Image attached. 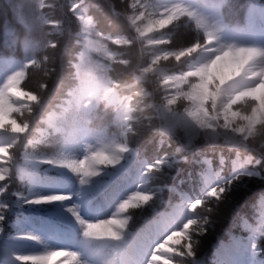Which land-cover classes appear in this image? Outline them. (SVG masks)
I'll list each match as a JSON object with an SVG mask.
<instances>
[{"label":"clouds","instance_id":"obj_1","mask_svg":"<svg viewBox=\"0 0 264 264\" xmlns=\"http://www.w3.org/2000/svg\"><path fill=\"white\" fill-rule=\"evenodd\" d=\"M0 68V192L124 186L0 264H264V0H0Z\"/></svg>","mask_w":264,"mask_h":264},{"label":"trees","instance_id":"obj_2","mask_svg":"<svg viewBox=\"0 0 264 264\" xmlns=\"http://www.w3.org/2000/svg\"><path fill=\"white\" fill-rule=\"evenodd\" d=\"M6 70L8 69L0 68V71ZM51 172L52 169L46 168L41 174L40 170L36 169L28 188L14 179L8 191L0 195V202L11 205L3 225L4 235L0 237V255L12 251L21 254H41L49 250L79 251L82 244L79 227L66 208L76 205L84 209L89 205H102L110 194H114V190L122 192L124 188L117 177L105 178L94 181L90 186H77L78 194L75 199L71 196L70 201L45 206L27 205L13 194L26 196L29 188L33 192H48L54 187L69 184L67 178L58 179L55 173L48 175ZM256 187L255 183L250 184L252 191H255ZM244 195L240 193L238 198L243 199ZM85 218H88L86 214ZM29 235L33 237L32 240L24 239ZM68 237H74V242L69 243L66 239Z\"/></svg>","mask_w":264,"mask_h":264},{"label":"snow or ice","instance_id":"obj_3","mask_svg":"<svg viewBox=\"0 0 264 264\" xmlns=\"http://www.w3.org/2000/svg\"><path fill=\"white\" fill-rule=\"evenodd\" d=\"M8 191V189H5L3 192H0V195H3L4 193H6ZM52 195L56 196V197H60V196H63L64 194L62 193H52ZM215 195V194H213ZM17 196V199L21 200L22 202H25L29 199V197L27 196H19V195H16ZM64 202H67V201H61L60 199H56L54 201H52L51 203L49 202H46L44 200H41L39 198H35L33 203L32 204H27V205H30V206H45V205H51V204H55V203H64ZM11 205L9 204H3L2 206H0V217H2V219H0V225H3L4 222H5V219H6V214L7 212L9 211ZM107 235H111L113 237H116V233L113 232L111 229L108 230L107 233H105ZM57 258L56 257H52L49 259V264H55V260Z\"/></svg>","mask_w":264,"mask_h":264},{"label":"rangeland","instance_id":"obj_4","mask_svg":"<svg viewBox=\"0 0 264 264\" xmlns=\"http://www.w3.org/2000/svg\"><path fill=\"white\" fill-rule=\"evenodd\" d=\"M76 189H77V185H75L74 183L72 185H66V186H61V187H54L53 189L48 190V192H59V193H70V194H75L76 193ZM111 195V194H110ZM109 195V196H110ZM99 213H97L98 215ZM93 217L92 215L90 216ZM67 241L72 243L74 242V238L73 237H68Z\"/></svg>","mask_w":264,"mask_h":264}]
</instances>
